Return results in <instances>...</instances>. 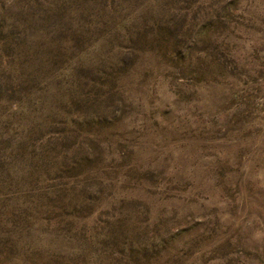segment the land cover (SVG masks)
<instances>
[{"label": "rangeland", "instance_id": "374dc122", "mask_svg": "<svg viewBox=\"0 0 264 264\" xmlns=\"http://www.w3.org/2000/svg\"><path fill=\"white\" fill-rule=\"evenodd\" d=\"M0 264H264V0H0Z\"/></svg>", "mask_w": 264, "mask_h": 264}]
</instances>
